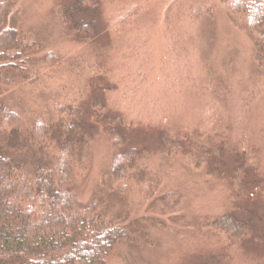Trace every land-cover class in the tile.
<instances>
[{
  "label": "rangeland",
  "instance_id": "1",
  "mask_svg": "<svg viewBox=\"0 0 264 264\" xmlns=\"http://www.w3.org/2000/svg\"><path fill=\"white\" fill-rule=\"evenodd\" d=\"M6 1L20 9L21 38L41 47L30 55L39 80L5 89L0 102L28 120H55L53 100L84 107L89 134L78 155L89 165L80 172V197H101L133 238L107 264H264V66L255 58L257 36L237 27L221 0H99L90 40L59 21V9L75 0ZM48 52L64 62L48 66ZM96 99L103 108L92 106ZM104 113L125 120L124 146L101 124ZM165 134L181 142L174 157L162 143ZM131 147L147 159L125 201L111 190V165ZM147 183L157 196L181 193L180 205L167 214L150 211ZM224 213L251 220L254 236L218 247L203 224Z\"/></svg>",
  "mask_w": 264,
  "mask_h": 264
},
{
  "label": "trees",
  "instance_id": "2",
  "mask_svg": "<svg viewBox=\"0 0 264 264\" xmlns=\"http://www.w3.org/2000/svg\"><path fill=\"white\" fill-rule=\"evenodd\" d=\"M221 1L237 27L257 36L255 58L264 66V0ZM98 8L99 0H75L59 9V21L73 25L90 40L97 35ZM20 22V9L0 0V96L14 85L39 80L30 55L41 44L25 43ZM44 61L53 67L64 58L48 52ZM51 106L55 120L45 115L28 120L0 102V264H107L120 244L133 241L131 229L107 212L101 197H80V172L89 165L87 157L81 161L78 155L81 141L89 134L84 107L60 100H53ZM92 106L103 108L97 99ZM100 122L110 128L116 146L127 143L122 117L104 113ZM162 143L171 157L181 146L167 134ZM146 159V151L136 147L114 155L111 190L122 200H128L140 183ZM156 188L152 183L145 187L150 211L167 214L180 205L181 193L157 196ZM253 224L224 213L203 227L212 232L218 247L229 249L254 236Z\"/></svg>",
  "mask_w": 264,
  "mask_h": 264
}]
</instances>
